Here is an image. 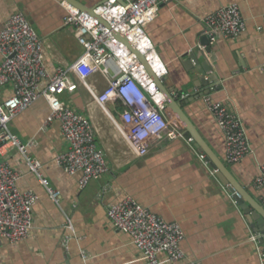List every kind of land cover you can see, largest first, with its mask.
<instances>
[{
    "label": "crops",
    "instance_id": "crops-1",
    "mask_svg": "<svg viewBox=\"0 0 264 264\" xmlns=\"http://www.w3.org/2000/svg\"><path fill=\"white\" fill-rule=\"evenodd\" d=\"M77 1L94 8L104 0ZM63 2L0 0V30L13 15H25L46 45L45 63L51 74L71 67L83 54L73 29L65 23ZM232 5L238 6L245 30L236 39L222 37L212 42L206 18ZM145 32L167 70L166 86L218 159L264 210V0L166 2ZM203 53L217 81L195 86L199 74L186 65L191 54ZM73 80L79 84L78 90L64 94L61 100L94 124L98 147L110 171L82 189L79 174L71 176L58 166L57 157L67 151L68 144L59 122L45 125L51 112L46 100L12 121L10 130L15 135L24 143H35L28 156L39 162L42 178L60 193V205L52 202L38 175L29 171L24 156L11 151L4 159L0 157V162L8 161L21 175L20 190L39 198L29 238L11 244L0 237V264H148L132 238L117 231L108 217V210L127 198L169 223L180 224L185 233L181 245L185 263L264 264L263 247L251 240L257 235L233 194L193 144L163 140L147 156L137 158L118 129L126 130L121 119L124 106L108 103L110 118L76 76ZM87 83L101 94L109 80L96 74ZM11 95L10 88L0 89V103ZM207 97L237 115L243 124L250 153L239 164L227 162L225 136L205 104ZM68 236L72 240L65 248Z\"/></svg>",
    "mask_w": 264,
    "mask_h": 264
},
{
    "label": "built area",
    "instance_id": "built-area-1",
    "mask_svg": "<svg viewBox=\"0 0 264 264\" xmlns=\"http://www.w3.org/2000/svg\"><path fill=\"white\" fill-rule=\"evenodd\" d=\"M174 1L180 0H105L94 7L95 15L63 2L67 11L65 23L73 29L83 54L71 67L59 68L55 74L50 73L45 63L44 41L25 15H13L0 30V89L12 90V95L0 103V157L4 159L11 151L24 156L29 171L38 175L56 205H60V193L50 189L48 181L40 175L39 162L28 156L35 143H24L10 130V124L34 104L46 100L51 112L45 125L59 122L68 144L67 151L57 157L58 166L71 176L79 174L82 189L108 174L110 167L98 147L94 124L61 100L64 94L78 90L79 84L73 80L75 76L107 116L110 117L106 110L108 103L120 102L124 106L121 119L126 130L120 126L118 129L137 158L147 156L163 140H184L193 144L183 125L171 115L156 80L138 56L115 36L116 33L122 35L145 57L155 76L165 79L167 70L145 28L157 18L161 4ZM205 25L212 42L222 37L236 39L245 30V22L236 5L210 15ZM152 57L157 58L158 68L154 67ZM96 74H103L109 80L101 94L90 89L87 83ZM204 101L225 136L227 162L239 164L250 153L241 120L211 98ZM201 159L206 162L204 155ZM214 174L217 175L216 170ZM20 179L21 175L8 161L0 162V236L11 244L29 238L34 225V207L39 200L35 193L20 190ZM234 196L241 198L237 192ZM108 217L117 231L132 238L148 264H197L185 263L186 256L181 248L185 233L180 224L165 221L134 199L127 198L113 205ZM69 228L72 230L73 226ZM71 240L72 237H66L63 246L68 248ZM251 240L257 242L258 236H252ZM83 259H88L86 253Z\"/></svg>",
    "mask_w": 264,
    "mask_h": 264
},
{
    "label": "water",
    "instance_id": "water-1",
    "mask_svg": "<svg viewBox=\"0 0 264 264\" xmlns=\"http://www.w3.org/2000/svg\"><path fill=\"white\" fill-rule=\"evenodd\" d=\"M63 1L79 9L81 12L95 15L94 8H87L77 0ZM100 22L106 26V23L101 19ZM115 36L119 41L127 45L130 50L138 56V59L145 66L151 77L156 80L158 88L166 98L168 107L174 110L177 119L185 128L187 134L193 139V145L195 146V148L206 157V162L210 164L214 170L217 171V178L222 182L224 186L228 187L229 191L232 194L234 192H237L240 195L241 198L234 196V200L238 204L240 210L246 216L250 228L258 236V243L263 247L264 256V210H262L259 205L255 204L249 198L239 181L233 176V174L229 171L225 164L218 159L212 149L207 145L197 128L185 114L181 101H179L178 98L174 97L172 90H170L166 86L165 79L159 80L155 76L154 71L146 61L145 57L138 51L133 49L129 42L122 35L116 33ZM201 60H203V62ZM186 66L190 68L189 70L196 71L199 74V76L195 80V86H209L211 85V83L217 81V76L213 74L212 66L209 64V59L207 58L206 53H203L202 56L191 54ZM206 93L210 94V92ZM202 95L205 96V94Z\"/></svg>",
    "mask_w": 264,
    "mask_h": 264
},
{
    "label": "bare ground",
    "instance_id": "bare-ground-1",
    "mask_svg": "<svg viewBox=\"0 0 264 264\" xmlns=\"http://www.w3.org/2000/svg\"><path fill=\"white\" fill-rule=\"evenodd\" d=\"M137 51V50H136ZM139 53H140V51H139ZM141 54V53H140ZM154 60H153V65H154V67H157V65H159L158 64V60H157V58L156 57H152ZM158 68V67H157ZM169 108V107H168ZM169 111L171 112V115L173 116H175L176 117V115H175V112H174V110L173 109H171V108H169ZM173 116V117H174ZM176 119H177V117H176ZM178 120V119H177ZM179 121V120H178ZM180 122V121H179ZM97 140V139H96ZM50 189H52V188H50ZM46 190H47V192H48V189L46 188ZM53 190V189H52ZM48 194H49V192H48ZM50 198H51V196H50ZM59 202H60V200H59ZM1 237V236H0ZM2 238V237H1ZM133 243V242H132Z\"/></svg>",
    "mask_w": 264,
    "mask_h": 264
}]
</instances>
